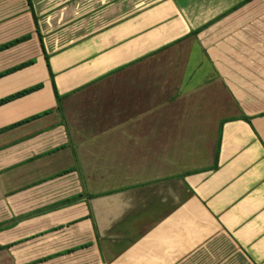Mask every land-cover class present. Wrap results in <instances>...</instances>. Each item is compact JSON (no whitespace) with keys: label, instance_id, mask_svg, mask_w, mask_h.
Wrapping results in <instances>:
<instances>
[{"label":"crops","instance_id":"1","mask_svg":"<svg viewBox=\"0 0 264 264\" xmlns=\"http://www.w3.org/2000/svg\"><path fill=\"white\" fill-rule=\"evenodd\" d=\"M31 2L66 125L28 1L0 0V45L30 36L0 72L33 61L0 98L42 84L0 129L50 110L0 133V264H264V0Z\"/></svg>","mask_w":264,"mask_h":264},{"label":"trees","instance_id":"2","mask_svg":"<svg viewBox=\"0 0 264 264\" xmlns=\"http://www.w3.org/2000/svg\"><path fill=\"white\" fill-rule=\"evenodd\" d=\"M27 1H28V5H29V8H30V11H31L32 16H33V20H34V24H35V28H36V33L38 35L39 43H40L41 49H42L43 54H44L45 64H46V67H47V70H48V73H49V78H50V82H51L53 94H54V97H55V100H56L55 110L60 113L61 120H62V124L66 125L65 120H64V115H63V109H62V106H61L62 96L59 94V92L57 90V87H56V84H55L54 74L52 72V69H51V66H50V63H49V55H48V53L46 52V50L44 48L43 36L41 35V32H40L39 27H38V24H37V18H36L35 14H34V11H33L32 2H31V0H27ZM246 1H250V0H246ZM244 4H245V2L243 1L237 7L243 6ZM199 31L196 30V31H194L193 34H197ZM29 38H30L29 35H23L21 37H17L15 39L11 40V41H8L6 43H3V44L0 45V51L6 50L8 48H11V47L17 45V44H20V43L28 40ZM32 63H33L32 60H28V61L22 62L20 64H17V65H15V66H13V67H11L9 69H6V70L0 72V77L5 76L7 74H10L12 72H15V71H17L19 69H22L24 67H27V66L31 65ZM40 88H42V84H37V85L29 86V87H26V88L21 89L19 91H16L14 93H11V94H9L7 96H4V97L0 98V105H3L5 103H7V102H10V101L15 100L17 98H20L22 96H25V95H27V94H29L31 92H34L36 90H39ZM48 113H50V110H46V111H44L42 113H38L36 115H33L31 117H28V118L23 119L21 121H18L16 123H13V124H11L9 126H6L4 128H1L0 129V133L4 132L6 130H9V129L15 128L17 126H20L22 124H25L27 122H30V121H32V120H34L36 118L41 117V116L47 115ZM73 155L75 156L74 150H73ZM75 163L77 164V161L76 160H75ZM83 196L84 195L79 194V195H77L75 197H72L70 199H66V200L62 201L61 204L65 205V204L73 203L76 200H79V199L84 198ZM93 197H94V195H90V194H87L85 196V198L87 200H89V199H91ZM5 227H6V225L4 223L3 224H0V231L4 230Z\"/></svg>","mask_w":264,"mask_h":264},{"label":"rangeland","instance_id":"3","mask_svg":"<svg viewBox=\"0 0 264 264\" xmlns=\"http://www.w3.org/2000/svg\"><path fill=\"white\" fill-rule=\"evenodd\" d=\"M237 24L238 23L233 24L231 26H224L222 29H219L218 32H216L217 36H216L215 42L218 44V46H217V48H215L217 50L216 51H212V53H211V54H213L216 57L217 62H221V65L223 66L222 67L223 69L220 68V70L221 71L224 70L227 73H233V70H234L233 67H232L234 65L231 62L232 60L229 61L230 56L232 55V53L229 52V48H230L231 45H235L236 43H242V42H239L238 38L236 40H234L232 38H229V34H231L233 32L232 28H235V26L237 27L238 26ZM250 26L255 28V26H256L255 22H253L252 25H250ZM242 27H243V25H242ZM224 34H226V35H224ZM243 38H245L247 40L253 39V41L258 39V41L253 42V44H260V43H263V41H264L263 40L264 36H260V35H258L255 32L251 36H247V35L243 34ZM258 49L253 48L252 53H250V55L254 59H258V58H256V56H259V57L264 56L263 51L259 52V51H257ZM236 70H237L238 74L239 73H243V74L245 73V70H243L241 68H237ZM255 70H257V69H255ZM257 71L259 72L260 69H258ZM257 77H258L257 79L259 81V84H262L263 79L261 78V76L259 75Z\"/></svg>","mask_w":264,"mask_h":264}]
</instances>
